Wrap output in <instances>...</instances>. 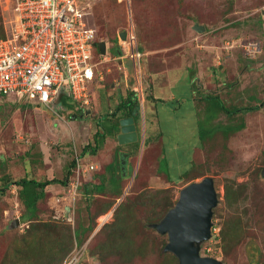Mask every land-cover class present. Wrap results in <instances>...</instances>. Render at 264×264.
I'll use <instances>...</instances> for the list:
<instances>
[{"label": "rangeland", "instance_id": "1", "mask_svg": "<svg viewBox=\"0 0 264 264\" xmlns=\"http://www.w3.org/2000/svg\"><path fill=\"white\" fill-rule=\"evenodd\" d=\"M85 2L86 10L90 11L86 18L88 26L96 28L97 40L107 41L111 52L106 58L95 53L96 60L100 57L98 60L102 61L95 69L107 79L106 86L110 87L114 79L119 81L114 98L121 97L125 91V79L120 78L121 74L124 75L119 66L122 57L114 54L110 47L113 42L116 45L117 40L112 41L116 33L127 28L129 36L135 38L137 35V41L146 53L141 62L144 78L139 79L145 102L142 108L145 115L142 109L140 112L142 119L145 116L146 135L151 133L148 108H156L154 113L151 112L156 117L157 110L159 118L149 136L165 135L167 170L173 175L183 174L195 164L193 171L198 176L170 184L157 165L148 168L144 164L138 171L136 166L131 170V183L135 182L125 197L127 200L124 199L127 208L118 214L121 218L125 216L122 220L128 226L121 225L118 232L122 237L121 248L128 255L122 256L120 251L111 257L104 255L99 261L97 252L106 253L102 246H110L107 236L110 227L102 226L104 222H114L118 215L110 211L111 216L101 222L100 218L108 215L97 217L96 206L100 201L97 199L101 197L91 201L88 212L87 201L79 196V190L77 193L72 191L71 184L69 190L57 186L51 188L39 202L38 219L70 226L71 230L79 224L87 226L96 222L95 229L84 237V244L77 245L87 246L81 258L84 264H178L174 253L164 251L167 235L146 225L161 213L168 201L177 200L186 184L213 176L219 203L214 208L213 235L201 244V253L219 258L225 264H264V0ZM12 13L13 0H0L1 25ZM196 22L205 26L202 32L194 28ZM122 64L124 72L130 73V61L123 58ZM170 67L173 73L187 75L174 85L173 92L180 96L175 103L162 101L157 107L153 106V99L148 97V85L153 80L149 70L161 71ZM193 73H198L199 78L192 80L188 77ZM165 79L157 78L161 84ZM128 82H132L131 77ZM100 87L102 84H97V79L90 85L89 103L84 105L90 112L83 119L69 117L68 113L55 118L52 108L64 104L62 95L56 97L52 108L46 105L37 108L4 101L0 94V176L9 174L19 179L26 174L29 177L37 174L42 178L57 175L62 169L63 151L69 139L77 146L85 144L90 128H96L97 91L101 92ZM163 92L169 96L171 90L164 88ZM101 105V113L109 114L105 97ZM234 105L258 107L229 116ZM240 121L245 122L243 129L225 134L226 128ZM143 134L145 136V132ZM200 136L206 141H201ZM128 147L125 145V149ZM87 155L95 157L94 154ZM89 158L84 159L91 162ZM129 164H124L127 173L131 168ZM82 178L79 177V185ZM230 183L235 192L228 201L225 186ZM66 206L70 208L68 214ZM23 209L17 187L10 186L0 197V264L9 246L16 243V237L29 227V223L21 221ZM16 219H19L18 223ZM222 222L227 229L235 231L225 243L217 237ZM14 264H24V261H14Z\"/></svg>", "mask_w": 264, "mask_h": 264}, {"label": "trees", "instance_id": "2", "mask_svg": "<svg viewBox=\"0 0 264 264\" xmlns=\"http://www.w3.org/2000/svg\"><path fill=\"white\" fill-rule=\"evenodd\" d=\"M127 29V28H126ZM125 29V30H126ZM5 26L0 24V37H5ZM116 39V45L113 42V45L111 46V50L114 54L116 53H122V47H121V36L120 32H117L116 35L112 38V41ZM138 40L136 35V41ZM94 60L97 61L101 57L100 51H98V47H94ZM134 52L139 53L140 55L138 58H131L128 57L127 59L130 61L131 64V72L127 73L124 72L125 68L122 64V60L119 63V66L121 67V71L124 73L121 74L120 78L123 77L125 81H123L126 85L125 91L123 90L121 93V97L114 98V92L111 84L115 81L110 82L109 86L107 87L106 82L107 79H103V82L98 81V72L96 70V76L92 82L97 79V84H102V87H100L101 92L97 91V101H100V94L102 96V99H106L107 106L109 108V114L104 115L102 114L99 117H104L106 120L99 123L97 121V117L95 118L96 128H90V134H88L89 139L85 144H80L77 146L75 143L73 144L72 140L69 139L67 143L66 150H64L63 154L65 155L64 163L62 164V169L57 173V175H53L52 177L49 176H43L38 177L36 176H30L26 174L25 176L16 179L12 178L9 174H4L0 176V197L5 195L6 191L10 188V186L15 185L18 189V198L19 201L24 206L23 212L21 214V221L29 223V227L27 230L16 237V243L11 244L6 251L2 264H14V261L23 262L24 264H63L65 261L67 255L72 250L74 245H82L84 244V237L87 236L89 232H92L95 229L96 222H92L90 224L82 225L79 224L77 228H74L71 230L70 226H66L63 224H51L49 222L40 221L38 219V214L40 212L39 209V202L41 200H44L47 193L51 190L52 187H63L64 190L70 189L71 181L74 179V176L76 175V169H77V160L83 161V163H87V161L84 160L85 157H87L88 153L94 154L96 153L97 149L104 148L106 146V139L109 136L116 137L115 132H113V129L119 124V119L123 118L125 115L131 116L135 115L136 119L141 121V112L140 109H142V100H143V94L142 88L139 86V79L144 78L143 74V67L141 65V62L143 60V56L146 54L144 51V48L139 45V42L137 41L136 48L133 49ZM95 53L100 56L96 60ZM108 53H111L110 51ZM150 71V70H149ZM128 77H131L132 82H128ZM99 82V83H98ZM141 82V81H140ZM150 85V84H149ZM148 85V86H149ZM99 85L97 86L98 89ZM139 88V89H138ZM103 90V92H102ZM0 94L3 96L4 101H12V102H18L19 104H24L23 106H32V107H41L42 104L36 103V102H24V101H17L16 98L11 95L4 92H0ZM62 97L67 98L65 101L73 102L78 104L77 106L80 108V112H74L77 113L76 118L83 119L85 117L84 115L88 113V109H85L84 106L81 105L80 102H78L76 99L73 98L72 94L68 91H63L59 94ZM149 96V95H148ZM12 98V99H11ZM223 109H225V106H221ZM246 107V106H245ZM245 107H236L235 105L232 107L230 112H228L231 116L232 114L238 113L241 110H253L258 105L255 106H249L247 108ZM56 111L55 112V118L62 117V113L66 112V106L65 104L54 107ZM67 113V112H66ZM69 117H72V114L68 113ZM100 119V118H99ZM98 122V123H97ZM114 125V126H113ZM245 127V122L240 121L238 123H234L233 126H229V128H226L224 130L225 134H228L230 132H237ZM94 129V130H93ZM80 132H83L82 130ZM201 134V130L199 132ZM160 135V134H159ZM149 136L147 135V138L145 139L144 144V153H143V160L139 164L138 168H141L144 166V164L147 165L148 168H150V165L153 164V168H155V165L158 166V171L162 173L163 177L165 178V181L173 184L174 182L178 181H187L192 180L193 178H196L198 176V173L193 171V167L195 164H193L187 171H185L183 174L173 175V173L170 170H167V159L164 157L166 154L165 149V142L164 138L160 136ZM78 136V135H77ZM116 139V138H115ZM201 141H206L202 136H200ZM117 142V141H116ZM140 142H141V133L139 134L138 139L134 142L135 146L137 147L136 150L140 149ZM154 146V147H153ZM98 147V148H97ZM119 149V148H118ZM158 150V154H157ZM119 153V152H118ZM148 153V154H147ZM150 154V155H149ZM131 155V154H130ZM149 157V158H148ZM137 159L138 154L136 153L134 157L131 158V168L129 173L126 175H121V181L116 182L113 181L111 187L112 189L110 191H107L106 185H97V181L94 179L97 178V175L94 171H91L88 174L82 173L81 183L79 185L78 190L80 191L81 197H83L87 201V207L88 212L90 211V207L92 205L91 201L96 199L97 197H101L99 202H97L96 210H97V217L102 214L109 213L114 207V215L117 216L127 208L125 200H127V193L128 191L133 188L134 182L131 183V170L137 165ZM39 160H42L39 159ZM46 162V161H45ZM157 162V163H156ZM159 163V164H158ZM3 167V165L1 166ZM138 171V169H137ZM64 172V173H63ZM123 172V171H122ZM59 174L61 176H59ZM137 176V172L135 174V177ZM135 177L133 179H135ZM68 187V188H67ZM242 188V187H241ZM106 190V191H105ZM234 185L226 184L225 186V196L227 197V200L230 201L232 194L234 191ZM98 195V196H97ZM121 200L120 203L118 201ZM125 199V200H124ZM75 200V198L73 199ZM124 200V201H123ZM95 202V201H94ZM175 201H168L165 205V208L161 211L159 215L149 220L148 224L146 226H149V229H152L151 226L152 223L158 222L162 219V217L166 214V212L173 207L175 204ZM94 205V203H93ZM215 212V209H214ZM221 215H219L220 217ZM123 216L122 218L120 215H118L114 222L111 224H103L102 228L105 226H109L110 230L108 232V238L110 239V246H106L105 244L102 246V249H106L105 252H97V255L100 256L99 261L104 259V255H109L110 257L114 254H117L121 251L124 254H127L125 250H122V237L118 233L119 227L124 224L126 228L128 227L126 225V222H123ZM228 226L224 225L222 222V226L220 227L219 234L217 235L218 238L221 239L223 243L229 240V238L234 234V232L227 229ZM101 228V229H102ZM100 229V230H101ZM127 231V230H126ZM125 232V231H124ZM129 231H127V234ZM126 234V232H125ZM43 237H46L43 239ZM111 237V238H110ZM124 238V237H123ZM87 239V238H86ZM47 241V242H46ZM129 241V240H127ZM166 244V243H165ZM164 244V245H165ZM89 245V244H88ZM128 255V254H127ZM175 255V254H174ZM176 256V255H175ZM33 258V260H32ZM177 262L178 258L176 257ZM39 262V263H38Z\"/></svg>", "mask_w": 264, "mask_h": 264}, {"label": "built area", "instance_id": "3", "mask_svg": "<svg viewBox=\"0 0 264 264\" xmlns=\"http://www.w3.org/2000/svg\"><path fill=\"white\" fill-rule=\"evenodd\" d=\"M13 2L14 13L6 20L5 37L0 38V92L52 108L56 97L67 90L87 105L90 81L100 62L94 60L97 30L87 24L90 11L85 0ZM124 44L135 46V38L130 36ZM126 45L125 55L138 58L140 54ZM95 168L77 160L72 191L78 192L82 173ZM85 251L86 246H76L63 264H80Z\"/></svg>", "mask_w": 264, "mask_h": 264}, {"label": "water", "instance_id": "4", "mask_svg": "<svg viewBox=\"0 0 264 264\" xmlns=\"http://www.w3.org/2000/svg\"><path fill=\"white\" fill-rule=\"evenodd\" d=\"M194 28L202 32L205 26L196 22ZM120 36L126 39L127 31H122ZM106 45L104 40L98 43L103 54L106 53ZM133 128V126L123 127V134L119 136V140H130L131 135L134 134L127 131ZM125 162L122 158V163L125 164ZM262 176L264 177V168ZM218 203L215 179L213 176H205L181 188L173 207L160 221L151 224L159 233L167 235L168 240L164 251L174 253L178 258V264H225L216 257L201 254V244L213 235L214 208ZM66 209L68 214L69 206H66ZM15 222L18 223L19 219Z\"/></svg>", "mask_w": 264, "mask_h": 264}, {"label": "crops", "instance_id": "5", "mask_svg": "<svg viewBox=\"0 0 264 264\" xmlns=\"http://www.w3.org/2000/svg\"><path fill=\"white\" fill-rule=\"evenodd\" d=\"M149 73H150V75H152L153 80L151 79L152 83H150V85L148 86V91H149L148 97L153 99L152 100L153 106L157 107L158 103H160V102L163 103L162 101H164V102L173 101L175 103L176 100H178L177 97L180 96V94L178 95V94L173 92V90L175 89L174 85L177 84L182 79V77L184 79V77H186L187 75L184 74L182 76V75L176 74V72L173 73L172 67L161 70V71L153 69V71H151V72L149 71ZM159 76L162 78H166L165 83H164L165 85L161 84L160 81L157 80V78H159ZM189 76L192 80H194V78H199L198 73L197 74L193 73V74L188 75V77ZM189 81L191 83V80H189ZM118 83H119V81L115 79V81L111 84L113 91H115V92L118 90V88H117ZM164 88H169L171 90V93L169 94V96H167L163 92ZM188 96H190V95H188ZM64 99L67 100V98H64ZM142 101H143L142 105L144 106L145 102H144V100H142ZM194 101L196 102V99ZM101 103H102V96L100 94V101H97V121L99 123L106 120L104 117H101L100 119L98 118L102 114L101 110L103 108H102ZM64 104L66 106V112L72 114V118H76L77 113L80 112V108L77 106V104L73 103V102L67 103L66 101H64ZM155 109L156 108H152V109L148 108V117L147 118L150 121L151 133H153V131L156 127V124L158 122V118H159V113L157 110H156V113H157L156 117H153V113L155 112ZM151 110L153 113L151 112ZM142 111H143V109H142ZM74 112H77V113H74ZM150 112H151V116H149ZM142 113H144V111ZM144 115H145V113H144ZM150 117H151V119H150ZM138 121L139 120L136 119V116L134 114L131 116L125 115L123 118L119 119V124L115 128L116 130L113 129V132L117 133L116 137H112V136L107 137L106 146H104L103 149L102 148L97 149L96 153H94L95 157H91V155H88V157H90L89 159L91 160V162L97 164V169L95 170L97 178L96 177L94 178L97 181V185H99V186L104 185V187L106 185L107 191H110L112 189L111 187H113V185H112L113 181H115V183L116 182L120 183V181H121V178H120L121 175L120 174L126 175L125 169H124L125 165H124V163H122V158H124L125 161L128 159L127 163L131 164V158L134 157V155L137 153L138 154V159H137L138 163L136 165L137 169H138L139 164L143 160L144 144H145V139L147 138L145 116L143 117V119L141 118L140 123ZM131 126H133L134 128L132 130L131 129L128 130L127 132L133 133L134 135H131L130 140L128 139L126 141H120L119 136L121 134H123V127L129 128ZM152 126H154V127H152ZM143 132H145V136H144ZM199 132H200V130H199ZM140 133H141L140 149L136 150V146H135L134 142H135V140L138 139ZM151 133H148V135H151ZM158 135H159V133H157L155 135V137ZM160 135L162 137L165 136L164 134H160ZM125 145L129 146V147L127 149H125ZM124 154H127V155H124ZM85 161H87V160H85ZM81 162H83V161H81ZM127 163H125V164L127 165ZM130 164H129V166H131ZM112 210H111V212H112Z\"/></svg>", "mask_w": 264, "mask_h": 264}, {"label": "clouds", "instance_id": "6", "mask_svg": "<svg viewBox=\"0 0 264 264\" xmlns=\"http://www.w3.org/2000/svg\"><path fill=\"white\" fill-rule=\"evenodd\" d=\"M10 15L11 14H9V16H8V18L10 17ZM4 26H5V28H6V20H4ZM122 31H124V30H122ZM121 31V32H122ZM127 31V38L126 39H123V38H121L122 39V42H121V47H122V50H123V52L122 53H119L117 56L118 57H122L121 58V60H123V58H128L129 56H126L125 55V53H124V45H126V44H124V41H128L129 39H130V36L128 35L129 34V30L127 29L126 30ZM120 32V33H121ZM134 35H135V33H134ZM0 38H2V37H0ZM99 41H101V40H99ZM99 41L96 39V42H95V47H98V49H99V46H98V43H99ZM105 41V40H104ZM106 43H107V41H106ZM128 46V49H131V48H136V46H137V41H136V36H135V46H131V45H126V47ZM130 47V48H129ZM111 48V47H110ZM127 49V48H126ZM94 50H95V48H94ZM94 50H93V54H94ZM99 51H100V49H99ZM109 48H108V46L106 45V53L105 54H103L101 51H100V53H101V57H108V55H109ZM131 52H132V50H131ZM96 62H100V64L102 63V61L101 60H97ZM99 65V64H98ZM97 72H98V77H99V79H103V74H102V77L100 78V75H99V73H101V71L99 70V69H97ZM95 76H96V69H95V72H94V77H93V79L90 81V85L92 84V82H93V80H94V78H95ZM65 91H67V90H65ZM24 101V100H23ZM78 101V100H77ZM19 102H21V101H19ZM24 102H30V101H24ZM78 102H80V101H78ZM81 103V102H80ZM78 105V104H77ZM81 105H82V103H81ZM82 106H84V105H82ZM143 108V107H142ZM52 110H54V111H56L55 109H54V107L52 108ZM88 113L90 112V110H89V108H88ZM125 155V154H124ZM83 165H89V164H94V165H97V164H95V163H92V162H87V163H83V162H81ZM97 168H95V169H93V170H89L87 173H90L91 171H94V170H96ZM125 169V173L127 174V170H126V168H124ZM76 171H77V169H76ZM86 173V174H87ZM115 208V207H114ZM114 211V209L112 210V212ZM111 212V213H112ZM110 213V212H109ZM109 213H107V214H109ZM104 223H106V222H104ZM101 225V224H100ZM214 228V227H213ZM77 246V245H76ZM78 247V246H77ZM86 248H87V246H86ZM202 254V253H201ZM203 255V254H202ZM205 256H207V255H205ZM219 259V258H218ZM80 264H84V263H80Z\"/></svg>", "mask_w": 264, "mask_h": 264}, {"label": "bare ground", "instance_id": "7", "mask_svg": "<svg viewBox=\"0 0 264 264\" xmlns=\"http://www.w3.org/2000/svg\"><path fill=\"white\" fill-rule=\"evenodd\" d=\"M137 131V130H136ZM136 141V140H135ZM132 142V141H131ZM137 149V148H136ZM134 153V152H133ZM111 216V214H108V215H105V216H102L101 218H100V220H101V222H104V221H106L109 217Z\"/></svg>", "mask_w": 264, "mask_h": 264}]
</instances>
